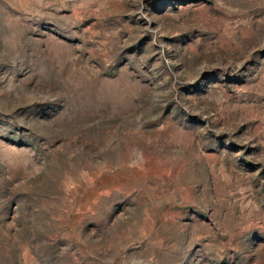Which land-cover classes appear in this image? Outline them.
Returning a JSON list of instances; mask_svg holds the SVG:
<instances>
[{
  "label": "rangeland",
  "instance_id": "obj_1",
  "mask_svg": "<svg viewBox=\"0 0 264 264\" xmlns=\"http://www.w3.org/2000/svg\"><path fill=\"white\" fill-rule=\"evenodd\" d=\"M0 264H264V0H0Z\"/></svg>",
  "mask_w": 264,
  "mask_h": 264
}]
</instances>
